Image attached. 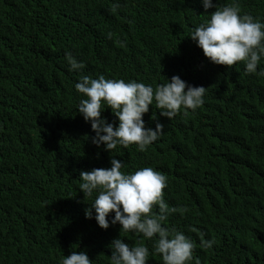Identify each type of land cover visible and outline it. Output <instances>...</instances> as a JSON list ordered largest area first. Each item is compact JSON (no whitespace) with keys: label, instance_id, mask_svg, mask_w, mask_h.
I'll return each mask as SVG.
<instances>
[{"label":"trees","instance_id":"1","mask_svg":"<svg viewBox=\"0 0 264 264\" xmlns=\"http://www.w3.org/2000/svg\"><path fill=\"white\" fill-rule=\"evenodd\" d=\"M237 2L264 23V0ZM213 11L201 0H0V264H60L72 251L110 264L117 237L163 264L153 240L85 218L95 193L84 197L79 174L109 168L112 156L122 171L166 176L163 198L178 211L164 226L192 240L189 264H264V58L255 73L211 63L188 36ZM66 52L84 68L69 71ZM81 75L154 88L176 75L205 87L204 102L169 120L154 101L143 120L163 126L159 139L109 153L77 111Z\"/></svg>","mask_w":264,"mask_h":264},{"label":"clouds","instance_id":"2","mask_svg":"<svg viewBox=\"0 0 264 264\" xmlns=\"http://www.w3.org/2000/svg\"><path fill=\"white\" fill-rule=\"evenodd\" d=\"M205 12L214 8L209 18L195 26L188 38L202 49L204 56L217 65L232 66L244 62L246 73H255L264 58V23L259 18L241 14L237 0L219 6L213 0H201ZM109 37L111 33L108 34ZM69 71L79 72L84 63L71 53H65ZM264 75V72H260ZM166 83L144 84L135 80L92 78L81 75L75 90L86 99H80L77 111L95 133L91 141L97 147L104 146L110 153L117 146L127 148L136 144L139 151L157 141L163 126L145 127L143 115L149 106L159 110L161 116L172 119L183 108L195 111L204 102L205 87L187 84L179 76L166 79ZM110 109L117 123L108 122L102 115ZM109 168H93L81 171L79 190L93 202L85 209L86 219H95L101 229L117 223L120 231L138 233L153 240L152 254H159L163 264H189L194 259V244L183 232L164 226L169 214L178 211L163 198L167 178L151 167L125 172L123 161L112 156ZM158 207V212L153 209ZM93 210L95 215L93 216ZM114 213L111 220L108 217ZM213 240H201V247L210 248ZM110 264H147L149 248L140 242L130 246L120 237L110 243ZM60 264H91L86 251H72ZM195 264H200L199 259Z\"/></svg>","mask_w":264,"mask_h":264}]
</instances>
